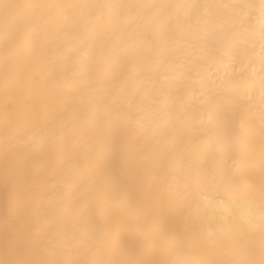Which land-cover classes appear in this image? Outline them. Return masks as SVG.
Here are the masks:
<instances>
[{
	"label": "bare ground",
	"instance_id": "obj_1",
	"mask_svg": "<svg viewBox=\"0 0 264 264\" xmlns=\"http://www.w3.org/2000/svg\"><path fill=\"white\" fill-rule=\"evenodd\" d=\"M0 264H264V0H0Z\"/></svg>",
	"mask_w": 264,
	"mask_h": 264
}]
</instances>
